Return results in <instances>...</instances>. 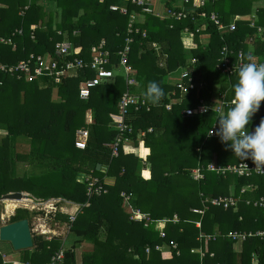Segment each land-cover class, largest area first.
<instances>
[{"label": "trees", "instance_id": "1", "mask_svg": "<svg viewBox=\"0 0 264 264\" xmlns=\"http://www.w3.org/2000/svg\"><path fill=\"white\" fill-rule=\"evenodd\" d=\"M164 1L166 9L179 10L173 8L175 0ZM256 1L206 0L196 6L189 0L187 17L178 20L140 13L131 32L130 14L140 8L130 0H9L7 8L0 7V37L11 39V43L0 41V64L14 65L31 52L53 54L54 43L65 36L76 55L87 59L89 47L104 39L115 63L118 52L129 47L128 62L140 80L131 90L144 87L145 91L152 81L164 89V71L183 66L194 84L170 111L164 107L168 102L164 97L157 105L149 102V110L129 108L124 121L132 132L124 136L132 143L119 144L113 155L108 144L119 134L113 125L126 90L122 73L94 86L88 98L82 99L79 84L94 75L91 70L73 69L60 83L18 79L0 70V129L4 131L0 133V196L20 191L37 199H59L58 204L85 203L70 224L68 235L74 239L71 243L70 238L65 240L70 243L65 249L69 256L62 264H250L252 253L258 255L257 264H264V237H248L236 250L239 239L230 235L264 230V208L256 204L264 196V177L257 172L239 177L209 168L212 161L221 168L253 163L235 156L216 134L209 133L218 127L219 111L212 105L215 86V105L224 102V114L237 79L236 69L228 74L216 67L220 49L227 45L233 53L246 54V42L252 36L257 63L264 62V34L254 35L258 26H264V1ZM110 5L124 7L126 12L111 10ZM212 13L225 26L234 23L235 29L218 30ZM43 25L45 30H41ZM202 34L210 36L206 45L200 43ZM128 36L132 38L129 45L125 42ZM154 41L167 54L164 68L158 67L156 53L148 45ZM192 57L195 64L187 66ZM243 61L247 62L244 53ZM117 67L121 68L119 63ZM199 106H207V111H198ZM188 108L194 110L190 115L184 113ZM88 111L94 117L91 123L85 119ZM262 118L264 102L247 127L255 128ZM82 127L88 129V137L85 148L78 149L74 142ZM14 162L25 168L16 173ZM97 164L106 165V172L98 170ZM197 166L202 177L194 179L191 170ZM84 173L99 178L97 184L107 191L87 197L86 184L78 181ZM106 176L114 182L105 184ZM231 186L234 199L241 198L238 210L212 206L211 199L228 196ZM243 186L248 188L241 192ZM130 208L142 217L130 220L124 211ZM1 210L0 204V214ZM29 215L28 209L17 208L9 222ZM56 219L68 223L69 215L57 213ZM65 242L57 236L48 240L33 234L32 248L14 251L8 242L0 241V264H46L55 251L65 248ZM81 243L91 246L78 259L75 251Z\"/></svg>", "mask_w": 264, "mask_h": 264}, {"label": "built area", "instance_id": "2", "mask_svg": "<svg viewBox=\"0 0 264 264\" xmlns=\"http://www.w3.org/2000/svg\"><path fill=\"white\" fill-rule=\"evenodd\" d=\"M132 3H135L137 5H140L142 7V10L145 12L151 13L153 9L151 8V0H130ZM182 8L178 11L172 10V9H166V12L169 16L174 17L175 19H182L187 17L188 11L185 10L186 5L189 3V0H180ZM201 4H204V0H201ZM177 6V5H175ZM111 10H120L122 13H125V9L119 8L116 5L110 6ZM211 20L216 24L218 30L223 31L225 28L228 31H232L235 29L234 23H231L227 26L223 25L222 22L219 21L218 17L212 13L210 16ZM132 20V19H131ZM132 22V21H131ZM132 29L129 28V32H131ZM137 31V30H136ZM184 31H187V29H184ZM18 33H21V30L17 31ZM257 34L261 35L264 34V26L257 27ZM34 34H31V37L33 38ZM146 36V32H142V37ZM0 41L4 43H11V39L0 37ZM132 38L129 36L125 39V42L129 45L131 43ZM248 41H253V37L250 36L248 38ZM154 51H156L159 55H161L160 47L156 42H150L148 44ZM14 46V45H13ZM106 41L104 39L100 40L98 43L92 44L89 47V58L88 60H85L84 58L80 57L79 55H76L74 48L71 44V42L67 39H64L62 41H58L54 44L55 54L57 55L60 60L54 61L49 60L44 57V55L41 54H35L33 52L29 53L25 59H22L14 65L10 64H1L0 70L6 74L9 75H15L18 79L21 77L25 78L26 80L34 79L35 77H47L50 81L54 83H60L61 80L67 76L68 72L72 69H91L94 70V76L91 78H88L84 80L80 86H79V97L82 99L88 98L90 94V90L98 85L101 84V82L108 80L109 78H113L116 76L117 72H121L125 78L126 81V90L124 91L121 99H120V110L118 112V115L115 119V126L114 128L119 131V134L117 135L116 139L109 143L108 146L112 148V154L117 155L118 153V146L122 143H132V140L130 137L124 136L125 133L129 134L132 132V127L124 121V117L128 112V109L133 107L134 110H139L142 106L145 105L144 100H142L140 97L132 93L130 87L134 86L136 83V80L133 78L132 75V66L128 62V50L129 47L126 46L123 51L118 52L119 60L118 63L120 64L121 68L117 67L118 63H113L110 60V52L105 47ZM73 54V58L66 59L65 57L68 55ZM234 56V61L231 59V55ZM219 62L217 63L216 67L221 68L222 72L232 74L233 71L242 63H249L254 62L253 60H249L247 62L243 61V52L239 50L237 53H233V51L227 46H223L220 49L219 53ZM196 62V58L192 57L190 59V64L193 65ZM179 80L176 82V87L183 93L187 92L188 89H192L194 87L193 82L191 79L187 78V73L185 71H181L179 75ZM264 102V100L261 101V103ZM221 104H225L224 102H221ZM166 109H170V104H165ZM204 106H199L198 111H202ZM193 109L188 108L184 110V113L186 115H190L193 113ZM148 131H151V128L148 129ZM144 132H141V135H143ZM212 134H215L214 130L212 129ZM76 135L78 136V139L74 142V145L78 149H84L86 146V138L88 137V131L86 128L82 127L76 131ZM211 169L217 170V172L225 173L230 172L232 174H235L237 176H250L253 172L264 174V167H256L254 163L249 162H241L234 165H228L225 168L216 167V166H209ZM191 176L194 179H198L202 177V174L200 172V169H192L191 170ZM86 184V192L87 197H91L93 194H101L105 193L107 190L102 185L97 184L99 182V178L93 177L91 175H86L84 179L82 180ZM124 195V193H122ZM128 196H125L124 202L127 204ZM37 205L42 204V209L45 211V216L50 219L54 218L55 214L58 212L60 213H66L69 215V222H72L75 219V214L72 212H65L63 210L62 206L57 207V203L59 199H48V200H33ZM239 200L234 199V197H217L214 199H211L210 203L212 205L218 206L221 205L225 208L235 206ZM46 204V206H45ZM50 204L49 210L46 208L47 205ZM256 204L262 208H264V196H261L260 199L256 202ZM130 214L131 220H137L142 217V215L132 210L131 208L128 210ZM193 211H198L194 209ZM66 223L64 225L65 229H69V224ZM57 227L58 224H55ZM50 235L47 236L48 239H50L52 236H55V230H50ZM161 235H164V233H161ZM232 238L239 239V241H243L248 237H254L258 236L263 238L264 237V231L259 230L255 232H243V233H232L230 234ZM173 246H175L174 242H170ZM65 258V249L63 247L59 248L57 251H55L49 261L46 264H62L63 260Z\"/></svg>", "mask_w": 264, "mask_h": 264}, {"label": "clouds", "instance_id": "3", "mask_svg": "<svg viewBox=\"0 0 264 264\" xmlns=\"http://www.w3.org/2000/svg\"><path fill=\"white\" fill-rule=\"evenodd\" d=\"M235 71L237 79L232 86L231 105L224 114L217 117L215 134L235 156L243 160L251 159L256 167H264V118L254 130L250 131L247 127L264 100V62L242 63ZM143 94L153 105L159 104L164 95L163 89L155 81L147 85ZM202 111H207V106ZM56 205L59 207L58 203ZM40 235L45 239L49 236Z\"/></svg>", "mask_w": 264, "mask_h": 264}, {"label": "crops", "instance_id": "4", "mask_svg": "<svg viewBox=\"0 0 264 264\" xmlns=\"http://www.w3.org/2000/svg\"><path fill=\"white\" fill-rule=\"evenodd\" d=\"M6 1H9V0H1L0 1V7L1 8H7L8 7V2H6ZM12 1V0H11ZM206 0H204V2H205ZM262 1H264V0H258V1H256V2H262ZM15 2V1H14ZM132 3V2H131ZM133 4H135V3H133ZM189 4V3H188ZM187 4V5H188ZM194 4L196 5V6H198V5H202L201 4V0H194ZM175 5H177V6H175ZM111 6V5H110ZM109 6V7H110ZM135 6H138V8H140V11H135V12H132L131 14H130V21H129V28L132 26V22H135V21H137V19L138 18H140V13H145V14H152V15H154V16H157V17H159V18H165V17H169V15L167 14V12H166V6H165V1L164 0H151V8L153 9V11L151 12V13H149V12H145V11H143L142 10V7L140 6V5H137V4H135ZM255 6H259V4H255ZM28 7V5H26L25 7H24V9H26ZM119 7V6H118ZM179 8V9H181L182 8V6H181V1L180 0H175V1H173V8ZM122 8H124V7H122ZM185 10L186 11H188V13H189V10H187V7H185ZM24 12V10H20L19 11V13L20 14H22ZM126 12V11H125ZM132 19V20H131ZM244 19V18H243ZM245 19H250L249 17H245ZM132 21V22H131ZM252 25H253V23H252ZM36 26H34L31 30H34V28H35ZM259 27V26H258ZM46 29V25H43V27L41 28V30H45ZM128 31H129V29H128ZM145 31V30H144ZM224 32H227V30L226 29H224L223 30ZM222 31V32H223ZM58 33L59 32H61V31H57ZM31 34H32V32H31ZM257 34V29H256V32H255V34L254 35H256ZM250 37V36H249ZM32 38V37H31ZM64 39H67V36H65L63 39H61V40H58V41H62V40H64ZM185 39V38H184ZM102 40V39H101ZM186 40H188L187 39V37H186ZM199 40H200V43L202 44V45H206L208 42H209V40H210V36L208 35V34H202V35H200L199 36ZM58 41H56V42H58ZM100 41V40H99ZM55 42V43H56ZM155 42V41H154ZM252 42L253 41H251V42H246V44H247V51H246V54H245V52L243 51V53H244V59L246 60V61H249V60H253V61H256V62H258V61H260L258 58H257V55L254 53V45L252 44ZM54 43V44H55ZM98 43V42H97ZM158 45H159V47H160V51H161V55H159L156 51H154L156 54V60H157V65H158V67L159 68H164V66L166 65V57H167V54L164 52V47L160 44V43H158V42H156ZM131 44V43H130ZM14 45V44H13ZM15 48V45L12 47V49H14ZM188 49V48H187ZM41 55H44V57L45 58H47V59H49V60H54V61H58V60H60V58H58L57 57V55L55 54V49H53V54H51V53H48V52H46V53H44V54H41ZM74 57V55L73 54H71V55H68V56H66L65 58L66 59H69V58H73ZM88 58H89V56H88ZM88 58L87 59H85V60H88ZM190 59L191 58H188V60H187V66H189V65H191L190 64ZM113 63H115V62H113ZM117 63V62H116ZM1 64H6V63H1ZM0 64V65H1ZM147 64V63H146ZM147 66H149V64H147ZM186 66V67H187ZM85 69H87V68H84L83 70H85ZM132 75H133V78L136 80V83H135V85L133 86L134 88H136L138 85H139V79H137V73H136V71H135V73H133V71H134V68L132 67ZM185 69V66H183V67H179V68H177V69H175V70H173V71H169L168 73L167 72H165L164 71V75H163V77H162V83L164 84V89H163V93H164V95H163V97L164 98H166L167 100H168V102H166L165 104H170L171 105V108L170 109H166L167 111H170V110H172V107H173V104H178V103H181L182 101H183V98H181V95H183V93H181V91L176 87V82L178 81V79H179V74H180V72L181 71H183ZM73 70V69H72ZM82 70V69H81ZM87 70H91V69H87ZM71 71V70H70ZM69 71V72H70ZM91 71H93V73H94V70H91ZM69 72H68V74H69ZM121 73V72H120ZM67 74V75H68ZM95 74V73H94ZM144 75H145V73H144ZM94 76V75H93ZM92 76V77H93ZM91 78V77H90ZM34 79H36L37 81H40V82H43V83H45L46 81H47V77H35ZM84 81V80H83ZM83 81H81L80 82V84L83 82ZM1 83V82H0ZM80 84H79V86H80ZM133 88V89H134ZM132 91V93H134L135 95H137L138 97H140L142 100H144V102H145V105H144V107L147 109V110H149V108H150V103H149V101L145 98V97H143V96H141V94L143 95V91H144V87L143 88H140V89H137L136 91H133V90H131ZM217 92H218V86H215V88H214V92H213V101L214 102H212V105H214L213 106V109L214 110H216L217 112L219 111V115H222V113H223V111H224V109L225 108H223V105H225V104H221L220 105V107H219V105H215V104H218V103H216V101H218V100H216V97H217ZM177 94H178V96H177ZM55 95V92H53V94H52V96H54ZM162 97V98H163ZM57 99V98H56ZM164 104V105H165ZM211 105V104H210ZM229 105H231V104H229ZM165 107V106H164ZM94 117H93V114H92V111H88L87 113H86V122L87 123H91V122H93V119ZM115 122V121H114ZM114 126L115 125H113V128H114ZM250 131H252V130H254V128H250L249 129ZM87 131H88V129H87ZM107 144V143H106ZM105 144V145H106ZM107 146V145H106ZM211 164L214 166H218L214 161H212L211 162ZM227 165V164H226ZM197 168H199V166H197V167H195V168H193V169H197ZM101 170L103 173H105L106 172V170H107V168H106V165H102V166H100L99 168H98V170ZM259 174H261V173H259ZM86 175H90L89 173H84V176H86ZM263 177H264V174H261ZM237 176V175H236ZM77 177H78V174H77ZM239 177H241V176H239ZM84 179V178H83ZM82 179V180H83ZM78 180V179H77ZM82 180H78L79 182H82ZM105 184H112L113 182H114V179H113V177H108V176H106V177H103V180H102ZM248 187L247 186H243L242 187V189H241V192H244L246 189H247ZM23 193H28V192H23ZM29 194V197L28 198H31V194L30 193H28ZM235 195V189H234V187L233 186H231V188H230V191H229V195L228 196H219V197H230V196H234ZM33 198H31L32 200H38L37 198H35L34 196H32ZM239 201L237 202V204L235 205V206H231V209H232V211H237L238 210V208H239V204H240V201H241V198L240 197H238L237 198ZM40 200H45V199H40ZM62 201H65V199H61ZM67 202V201H66ZM0 204H1V206H2V210H3V205H2V202L0 201ZM5 205V204H4ZM85 205V203H78V202H74V203H71V204H65V207H64V205H63V210L65 211V212H72V213H74L75 215H76V213H78V210H81V208L83 207ZM212 205V204H211ZM212 206H215V205H212ZM219 207H222V208H224V209H228V208H230V207H228V208H225V207H223V206H221V205H218ZM15 207V206H14ZM13 208V207H12ZM2 210H1V214H2ZM126 213H128L129 214V211L127 210V209H125L124 210ZM9 212H10V210H9ZM57 213H60V212H58L57 211ZM57 213L55 214V216H54V224H58V226L57 227H61V226H63V225H65L66 223H63V224H61V223H59V221H57V219H56V215H57ZM202 213V211L200 212V214ZM1 214H0V222L2 221L1 219ZM62 214V213H61ZM64 214V213H63ZM130 215V214H129ZM29 220V219H28ZM130 220H131V218H130ZM74 221V220H73ZM72 221V222H73ZM69 224V229H70V224H71V222L70 223H68ZM196 225L199 227L200 226V222H197L196 223ZM56 227V226H55ZM69 229H64L66 232L65 233H62V234H59V236H57V237H60L61 239H62V241H64L65 242V240H67V238H70V235H68V233H69ZM56 230V229H55ZM260 230H262V229H260ZM255 231H259V230H250V231H248V232H255ZM264 231V230H263ZM62 236H64L63 238H62ZM74 238H70V243L72 242V240H73ZM244 241V240H243ZM69 243V244H70ZM240 244H241V241H238L236 244H235V249L236 250H238V248H240ZM65 247V246H64ZM68 248V247H67ZM66 247H65V249H67ZM77 249V248H76ZM194 250H197V251H201V249L200 248H194ZM15 251V250H14ZM76 252V251H75ZM68 253V251H66V254ZM66 254H65V257H66ZM69 254V253H68ZM79 254H77L76 253V258H77V256H78ZM68 257V256H67ZM258 263V255L256 254V253H252V255H251V263L250 264H257Z\"/></svg>", "mask_w": 264, "mask_h": 264}, {"label": "rangeland", "instance_id": "5", "mask_svg": "<svg viewBox=\"0 0 264 264\" xmlns=\"http://www.w3.org/2000/svg\"><path fill=\"white\" fill-rule=\"evenodd\" d=\"M89 37V36H88ZM88 39V38H87ZM57 95L55 94L53 96V99L54 100H57ZM181 98H186V95H181ZM0 133L4 134V131L0 129ZM21 148V146L19 147ZM22 151V148L19 149ZM13 155V153H12ZM13 157L16 159L17 157L13 155ZM13 166L15 167V172H20L22 171L25 166L23 163L21 162H14L13 163ZM7 200H11V199H7ZM5 200H1L2 202V205H3V211H2V214H1V225L2 224H5V223H8L10 221V217L15 213V210L17 208H26L28 209L30 212H31V215H29V222H30V225H31V232H32V235L33 234H42L44 236H47V235H50V230H55V234L56 235H59V234H62V233H65L66 231L64 230L65 228L63 226L61 227H55V225L53 224V217L48 219L46 216H45V211L42 209V204H36L34 201L33 202H23V203H19V202H16V205L15 207L13 206V208H8L6 206V204L4 203ZM14 201V200H13ZM25 203V204H24ZM5 204V205H4ZM61 205H65L64 203H60L59 206ZM46 206V204H45ZM50 204L47 205V209L49 210L50 208ZM63 207V206H62ZM65 207V206H64ZM31 208V210H30ZM13 209V210H12ZM10 210V212L8 213V215L6 214L8 211ZM7 216V217H6ZM6 217V218H5ZM38 225V226H37ZM165 227V223H164V226L162 228ZM161 228V229H162ZM64 236H62L63 238ZM255 237V236H254ZM69 240V239H68ZM7 243V242H5ZM91 246L90 244H87V243H81V244H78L77 245V249H76V253L77 254H81L82 251H85V250H88ZM65 247H69V241H66L65 242ZM79 255H78V259H79Z\"/></svg>", "mask_w": 264, "mask_h": 264}, {"label": "water", "instance_id": "6", "mask_svg": "<svg viewBox=\"0 0 264 264\" xmlns=\"http://www.w3.org/2000/svg\"><path fill=\"white\" fill-rule=\"evenodd\" d=\"M99 167L100 164H97L96 168L98 169ZM28 197V193L13 191L1 195L0 201L7 199L18 201ZM0 241L8 242L15 251L32 248L33 236L28 218H22L0 225ZM67 256H69L68 253L66 254Z\"/></svg>", "mask_w": 264, "mask_h": 264}, {"label": "bare ground", "instance_id": "7", "mask_svg": "<svg viewBox=\"0 0 264 264\" xmlns=\"http://www.w3.org/2000/svg\"><path fill=\"white\" fill-rule=\"evenodd\" d=\"M16 202H19V203H23V202H33L31 199H29V198H23L22 200H18V201H13V200H5L4 201V203L6 204V206L8 207V208H11V207H13V206H15L16 205ZM24 203V204H25ZM13 210V209H12ZM30 210H31V208H30ZM3 211V210H2ZM8 213H9V211L6 213L7 215H8ZM7 217V216H6ZM5 217V218H6ZM3 218V217H2ZM2 223V222H1ZM38 226V225H37Z\"/></svg>", "mask_w": 264, "mask_h": 264}, {"label": "flooded vegetation", "instance_id": "8", "mask_svg": "<svg viewBox=\"0 0 264 264\" xmlns=\"http://www.w3.org/2000/svg\"><path fill=\"white\" fill-rule=\"evenodd\" d=\"M31 198H33V197L31 196Z\"/></svg>", "mask_w": 264, "mask_h": 264}]
</instances>
